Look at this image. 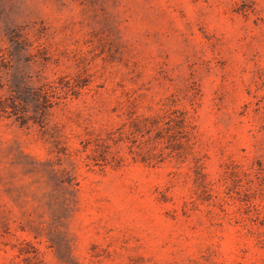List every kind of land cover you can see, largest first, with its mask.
Masks as SVG:
<instances>
[{"label":"rangeland","instance_id":"obj_1","mask_svg":"<svg viewBox=\"0 0 264 264\" xmlns=\"http://www.w3.org/2000/svg\"><path fill=\"white\" fill-rule=\"evenodd\" d=\"M0 264H264V0H0Z\"/></svg>","mask_w":264,"mask_h":264}]
</instances>
